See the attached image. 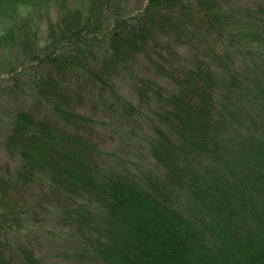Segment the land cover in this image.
<instances>
[{
	"label": "trees",
	"instance_id": "trees-1",
	"mask_svg": "<svg viewBox=\"0 0 264 264\" xmlns=\"http://www.w3.org/2000/svg\"><path fill=\"white\" fill-rule=\"evenodd\" d=\"M32 1L0 0V14ZM120 1L89 0L81 15L62 0L45 52L18 40L33 100L4 143L16 167L0 177V264H264V8L146 0L124 15ZM122 76L157 105L145 117L156 167L112 161L88 113ZM117 106L127 122L139 113ZM38 214L54 215L70 246L36 255L22 221Z\"/></svg>",
	"mask_w": 264,
	"mask_h": 264
},
{
	"label": "rangeland",
	"instance_id": "rangeland-1",
	"mask_svg": "<svg viewBox=\"0 0 264 264\" xmlns=\"http://www.w3.org/2000/svg\"><path fill=\"white\" fill-rule=\"evenodd\" d=\"M62 0H33L26 5H16L14 12H11L10 18L6 15L0 14V177L6 178V172L12 173L16 167V162L12 160L5 152L4 143L9 131V120L13 111L28 108L33 100V93L29 89V84L32 81L35 69H31V63L20 52L18 46L19 38L24 35H31V40L34 41V52L42 54L50 44L47 29L50 22H56L61 19V6ZM121 9L123 14L135 15L141 11L146 3V0H122ZM89 0H64V6L70 9L80 11L84 15L87 11ZM244 6L251 9H258L259 6L264 8V0H245ZM106 19H111L107 18ZM264 19V15L262 18ZM111 22L108 20L106 27ZM110 27L109 29H111ZM17 43L14 46L10 41ZM31 42V41H30ZM264 58V57H263ZM254 58L245 60L247 66L253 65ZM22 65V67H20ZM143 66V65H142ZM246 66V67H247ZM20 68L18 71L17 69ZM251 68V67H250ZM142 70L141 68H138ZM242 74H248L246 68L242 67ZM16 73L11 74V72ZM38 71V70H37ZM253 72V69L251 68ZM254 74V73H251ZM14 75V76H13ZM144 75V74H142ZM115 97L111 96L112 100L108 97L104 100L90 99L94 109L89 111L90 114H95L94 117L102 119L100 132V145L104 148L106 153L114 154L112 161L122 160L126 166L131 168L143 167L153 168L156 167L155 162L152 160L148 148L147 138L149 132L145 131L146 120L145 117L153 116L156 112L157 105H150L149 108L142 106L139 99L135 94L134 84L125 76L119 77L115 81ZM18 85L16 93L8 94V88L13 87V84ZM10 88V89H11ZM88 100V102H90ZM121 101L131 103L138 109L137 117L134 120L127 122L123 120V113L118 108ZM108 160V161H107ZM105 160L111 162L110 159ZM104 163V162H103ZM113 166V165H111ZM249 186V184H247ZM238 199H242L238 195ZM29 202L30 200L27 199ZM31 215H22L28 217ZM40 219L38 222L22 221L24 227L29 234L35 235L31 245H34L36 255H48L59 250H63L69 245L70 235L66 230H60L58 225L52 221L54 215L38 214ZM45 217V218H43ZM49 219V220H48ZM23 238H20L22 241ZM26 240V238H25ZM50 258V257H49ZM53 259V257H51Z\"/></svg>",
	"mask_w": 264,
	"mask_h": 264
}]
</instances>
